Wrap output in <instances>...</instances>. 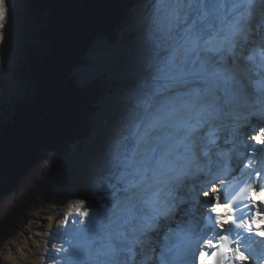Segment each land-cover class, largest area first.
<instances>
[{
    "label": "snow or ice",
    "instance_id": "obj_1",
    "mask_svg": "<svg viewBox=\"0 0 264 264\" xmlns=\"http://www.w3.org/2000/svg\"><path fill=\"white\" fill-rule=\"evenodd\" d=\"M139 4L131 71L88 163L95 200L78 202L84 210L61 249L64 264L264 259V226H256L264 222V171L255 167L257 159L264 164V0ZM15 9L13 0H0L4 52ZM241 121L261 147L244 145L251 154L232 168ZM229 169H247L248 179L222 203L215 184ZM201 192L211 199L200 200Z\"/></svg>",
    "mask_w": 264,
    "mask_h": 264
},
{
    "label": "trees",
    "instance_id": "obj_2",
    "mask_svg": "<svg viewBox=\"0 0 264 264\" xmlns=\"http://www.w3.org/2000/svg\"><path fill=\"white\" fill-rule=\"evenodd\" d=\"M33 1L39 13L49 10L41 28L47 46L41 57L38 49L31 52L29 61L43 93L31 104L17 103L14 120L0 139V246L28 220L32 209L49 200L59 182V155L90 130L100 87L79 89L71 76L75 65L69 61L82 63L97 34L114 40L129 4V0ZM61 75L67 83L64 97L55 88Z\"/></svg>",
    "mask_w": 264,
    "mask_h": 264
},
{
    "label": "rangeland",
    "instance_id": "obj_3",
    "mask_svg": "<svg viewBox=\"0 0 264 264\" xmlns=\"http://www.w3.org/2000/svg\"><path fill=\"white\" fill-rule=\"evenodd\" d=\"M33 3V0H18V10L16 9V50L14 51V56H16L17 59L16 66L12 71L8 70L9 73L7 77L9 83L7 85V80L6 82L0 81V139H2V135L4 134L5 126H7L8 123H12L14 120L13 118L16 112L17 103L31 104L43 93L42 85L32 77V68L29 61L31 52H35V50L38 49V51L36 50L37 54L41 57V52L47 46L46 41L42 38L41 28L45 25V19L49 15V10L48 8H45L42 13H39V11L33 7ZM137 8V6L133 7L135 13L134 16L133 14H128L127 19L123 20L117 29V37L113 42L114 44H118V51H115V59L111 65H109L110 71L105 74L106 76L99 77L87 85H98L101 92L100 96H98L96 109L90 116L89 132L85 137L76 138L72 141L69 144L68 149L65 151L66 153L59 155V171L57 172L59 182L56 189L51 195H49V200L47 202L30 211L28 220L17 230L15 235L6 239L0 246V264H22L21 262L14 263L8 255L11 252H16L18 242H20L22 237V235H20L22 232H24L25 235L30 234L28 229H26L30 223L33 225L32 228H40L42 232H40V234H35L34 236L36 238H40V236L42 237V234H46V232L49 233L54 231L62 233L66 230V232L68 231L70 233L68 237L71 240L75 235L76 229L80 227L78 223L76 225V221L79 219L76 215L77 210L79 209V203H77L75 197L79 198V195L82 194V192L80 191L79 194V189L77 188L81 186L82 188L83 186L85 187L84 182L85 179H87L88 163L93 153L98 149L96 138L97 130L102 127L103 120L109 115L113 97L123 89L126 83V77L131 71L129 53L133 50L137 42L136 34L132 28V22L139 11V8L138 10ZM102 36L109 38L105 33H101L95 36L94 41ZM109 40L112 42L110 38ZM85 55L82 57L83 63L87 61ZM69 62L76 67L79 64V59H72ZM75 67L73 69H75ZM74 77L75 85L79 89L83 90L87 87L78 86L76 75H74ZM55 88L62 97L66 95L67 83L64 75H61L57 79ZM70 168H75L73 173L72 171L69 172ZM67 180L74 183H67ZM82 199H85L83 195L80 197V200ZM55 201H58L61 206L57 207L58 212L56 213L54 212L55 209L53 210L52 207L49 206ZM63 205L64 207H62ZM67 206H71L73 212L70 211L68 214L65 209ZM79 210L83 211L84 209ZM35 212L38 214L37 218H35L37 215L34 214ZM61 223L63 225H61ZM65 236H67V233H65ZM45 238L50 239L49 236ZM42 240L45 241V239H41V241ZM46 242L47 243L44 246L45 248L49 246V240ZM45 255L46 254L43 256ZM47 256L43 257L44 262L47 259Z\"/></svg>",
    "mask_w": 264,
    "mask_h": 264
},
{
    "label": "bare ground",
    "instance_id": "obj_4",
    "mask_svg": "<svg viewBox=\"0 0 264 264\" xmlns=\"http://www.w3.org/2000/svg\"><path fill=\"white\" fill-rule=\"evenodd\" d=\"M13 3L16 4V9L18 10V0H13ZM135 6H137L140 9L139 0H138V4ZM16 9L14 12V22H13L14 39L12 41V44L8 47L7 52L0 50V81L6 82L7 80L6 85L9 83L8 77H7L9 73L8 70L12 71L14 67L16 66V61H17L16 56H14V51L16 50V33H17V29H16V11L17 10ZM102 37L101 38L98 37L93 42V44L89 46V48L87 49L86 55H85L87 58V61L85 63L82 62L80 65L78 64L74 69V72L76 75V82L78 86L80 87H85L90 82L96 80L97 78L106 76L105 74H107L110 71L109 65H111V63L115 59V54H116L115 51L116 50L118 51L117 49L118 44L116 43L114 44L113 41L111 42L109 38H106L105 36H102ZM246 134L248 135L253 134L250 128H247V127L245 128V132H243L244 138H246ZM74 169L75 168H70L69 172L72 171L73 173ZM219 176H220V180L216 182L215 187L221 190L223 187V184L230 179V176H227L223 173H219ZM66 182L67 183L70 182V184L74 183V182L72 183L70 180H67ZM84 183H85V187L83 186L82 188L81 186L77 188L79 189L78 190L79 194H80V191L82 192V194H80L79 196L82 197L83 195L85 199L87 198L89 203H93L95 200V197H94V193L92 189L90 188L91 185H90L88 178L85 179ZM80 197L79 198L75 197V200H77V203L80 201ZM199 199L208 200V199H211V196L205 197L203 196L201 192ZM49 206L52 207L53 210L55 209L54 212L56 213L58 212L57 207H59L60 204L58 203V201H55V202H52L51 205ZM62 207H64V205ZM65 209L68 214L70 211H72L71 206H67V208ZM34 214H37V212H35ZM37 217H38V214L35 216V218ZM61 225L63 224L61 223ZM32 226L33 225L30 223L28 227L26 228L28 229V232L30 233L29 235H25L24 232L20 234L22 235V237L20 239V242H18L16 252H11L8 255L10 256L11 260L14 263L21 262L22 264H64V257L66 253L61 251V249L69 248L68 241L70 240V238L68 237V235H70V233L68 231L66 232V230H64L62 233H57L54 231L49 232V233L46 232V234L44 233L42 234V237L40 236V238H36L34 235L38 233L40 234L41 230L40 228H35V227L32 228ZM65 233H67V236H65ZM47 236H49L50 239L45 238ZM41 239H45V241L44 240L41 241ZM47 240H49V246L45 248L44 246L47 243L46 242ZM44 254L46 255L43 256ZM46 256H47V259L44 262L43 257H46Z\"/></svg>",
    "mask_w": 264,
    "mask_h": 264
},
{
    "label": "water",
    "instance_id": "obj_5",
    "mask_svg": "<svg viewBox=\"0 0 264 264\" xmlns=\"http://www.w3.org/2000/svg\"><path fill=\"white\" fill-rule=\"evenodd\" d=\"M71 75H75V74H74V69H73V71H72Z\"/></svg>",
    "mask_w": 264,
    "mask_h": 264
}]
</instances>
